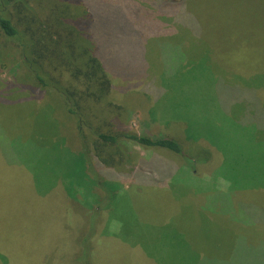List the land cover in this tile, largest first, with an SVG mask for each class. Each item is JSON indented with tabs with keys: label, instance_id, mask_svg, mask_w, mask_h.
<instances>
[{
	"label": "rangeland",
	"instance_id": "obj_1",
	"mask_svg": "<svg viewBox=\"0 0 264 264\" xmlns=\"http://www.w3.org/2000/svg\"><path fill=\"white\" fill-rule=\"evenodd\" d=\"M11 1L14 3L8 11L13 17L14 25L24 32L26 38H35V50L33 49L35 58L39 60L45 73L59 81L63 87L70 89L69 92L74 93L81 117L94 129L111 133L126 129L136 134L149 130L151 133L175 135L176 133L170 130L173 128L172 124L182 130L183 123L174 120L171 115L186 116L185 108L189 109L188 114L195 119L194 123L199 125L196 127L198 131L203 132L207 127V120H202L201 115L210 112L209 90L214 89L215 81L207 74V69L202 71V76L193 78L190 71L191 64H185L186 58L179 53L177 45L168 47L169 44H166L167 51L171 53V63L186 65L185 68L175 71L184 74L183 77L179 75L171 78L170 81L161 79L163 67H159L158 64L161 63L156 61L159 58L155 57L154 51L161 49L162 41L153 40L146 46L149 50L146 54V62L156 68L149 72L147 70V77L143 75L141 80L149 78L155 80L154 87L156 84L158 87H163L162 84L166 85L165 89L173 92L174 100L179 102L171 103L168 100L169 94L159 96L154 93L155 104L151 103L150 109H141L138 99L142 94L130 90L124 92V89L129 88L131 84L127 83L122 75L112 71H107L105 78H102L110 82V86L107 88V85H100L104 91L108 90V94L102 102L97 101L93 96V92L97 89L93 85V80L86 75L75 73L79 68H83L85 59L91 56L89 42L74 29L72 31L70 27L60 25V14L52 8L50 2L26 0L29 8L23 9L20 3ZM229 1L234 5L232 11L227 2L222 0H201L200 9L197 10L200 15L204 11V14L209 16L210 26L206 24L207 33L219 43H224L233 33L229 29L249 16V13L246 14L238 9L237 4L241 1ZM92 5L96 6L93 2ZM105 5L106 7L99 8L101 12L107 10L108 5L106 3ZM84 7L86 8V3L80 5L79 2L68 6L67 16L74 21L81 20L84 16ZM187 15L189 18L192 16L189 13ZM173 18L176 17H170L169 22L176 23ZM177 18L180 20L179 16ZM96 22L100 29L105 28L103 21L99 19ZM177 22L180 25L179 21ZM240 26V30H247L251 25L245 21ZM183 33L180 32V36ZM200 48L201 50L194 48V59L204 57L205 48L201 46ZM183 52L186 55V52ZM231 56L233 57L230 58L229 63L234 73L241 72L252 77L256 72L264 70V47L262 51L255 47L237 49ZM21 60L19 47L0 32V126L5 130V134L0 135V264H5V261L6 264H80L77 262L82 247L80 240L86 234H90L93 228L94 233L87 243L90 245V264H161L150 261L148 254L154 255L155 252L160 258H164L165 264H195L190 259L194 253L196 256H202V250L206 249L207 254L217 257L226 254L228 247L232 245L229 243L231 230H225L226 226L218 222L216 217L212 218L205 213V220L204 217L192 220L196 215H191V212L196 208V212L200 208L206 209L209 205L218 209L233 205L235 211L233 217L242 222L236 221V226L223 222L227 225V229H233L236 233L233 243L243 236L247 238L249 245L257 247L258 243L264 240L262 234L264 225L258 223L259 221H251L261 219V215H264L262 212L264 188H259L263 191L253 189L245 193L231 192L228 186L221 188L222 184H226L216 178L215 173L209 174L202 169L192 172L183 161H178L180 164L177 169H170L167 172L171 177L169 184L177 190V196L183 201L180 202L181 211L168 225H158L154 222L169 219L171 216L167 217V215H172L173 211L167 201H158V196H154L148 186L147 177L152 176L156 167L152 166L151 170L146 167L145 169L150 171L148 175L143 169V173H139L142 178L134 174L137 167L141 168L144 159L145 162L150 161L149 151L138 145H131L127 149L128 158L124 164H118L117 159H114L113 166H104L107 179L111 181L116 179L119 189L114 199V207L110 210H100L98 218L92 225L89 215L93 211L89 208V201L96 192L86 191L76 185L72 192L76 194L77 200L69 198L61 173L57 171L60 162L49 153L53 151L52 147L63 153L70 150L80 151L82 141L77 121L70 115L68 119L64 118L66 111L62 103L58 108L60 110H55V115L58 113L61 122L63 123V119L65 121V126L62 127V131L60 130V135L66 138L65 143H62V140L55 143V137H39L37 131L26 125L27 116H23L22 113L30 103L40 105L43 101L47 100V103L50 100V106L56 108L57 103L58 106L60 104V99L39 90ZM223 71L225 72L224 69ZM136 89H140L138 92H143V86ZM51 107L47 111H50ZM164 107L169 108L171 112L166 109L167 112L164 114ZM82 132L87 136L91 135L90 130L85 127ZM226 138L228 142L232 141L231 135ZM5 139L7 142L12 140L18 145L22 143L17 148L18 156L11 155L10 145L4 143ZM31 141L41 150L38 148L32 151ZM109 148L111 154L116 152L114 146ZM5 150L9 152L11 159H8ZM30 151L32 155H40L41 152L42 154L28 161L26 156H30ZM45 154L47 158L44 157ZM100 156H103V152ZM162 174L164 177L165 173ZM47 177L50 181L46 185L44 179ZM67 178L75 179V183L78 180L77 175L75 178L72 176ZM143 190L145 193H142ZM190 192L194 193L192 198H189ZM228 195L239 197L233 196L230 202ZM202 202H207L208 206H203ZM192 204L197 205L193 206V210L190 209ZM227 219L232 220L228 217ZM184 221H187V226L191 225L182 230L187 239L180 235L182 232L178 231V228L176 231L171 228L173 225L181 227V224L185 227ZM251 222L258 227L253 225L247 230L245 224ZM203 241L205 245L202 244ZM189 261L191 262L188 263Z\"/></svg>",
	"mask_w": 264,
	"mask_h": 264
},
{
	"label": "trees",
	"instance_id": "obj_2",
	"mask_svg": "<svg viewBox=\"0 0 264 264\" xmlns=\"http://www.w3.org/2000/svg\"><path fill=\"white\" fill-rule=\"evenodd\" d=\"M15 1V3H20L23 9L29 8L26 0ZM44 1L50 2L52 8L60 14V25L66 28L70 27L71 30L74 29L75 32L82 34L89 42L91 56L85 59L83 68H79L75 73L76 75H86L93 80L94 87H97L93 92V96L97 101L102 102L108 94V90L104 91L100 85H107V88L110 86V82L102 78H105L107 71H112L122 75L124 80L131 84L129 88H123L124 92L130 90L142 94L140 95L141 98L138 99V105L141 109H150L151 103H154V99L156 100L154 93L159 96L165 93L169 94L168 100L171 103L179 102L174 100L175 95L173 92L165 89L166 85L162 84L163 87H158L156 84L154 87L155 80L150 78L144 81L141 80L143 75L147 74V70L149 72L151 69L155 70L156 68L146 62V54L149 52L146 46L148 42L152 43L153 40L162 41L160 50L153 48L155 57L159 58L156 61L161 63H156V65L163 67L161 79L170 81L171 78L181 75L175 72L176 69L180 70L186 67V65L182 66L180 63H171V53L169 50L167 51L166 46V44H169L168 47L177 45L179 53L186 58L185 64H191L190 68L192 70L190 71L193 78L197 79V77L202 76V71L207 69V74L215 81L214 89L209 90V93H211L210 112L201 115L203 116L202 120H207V127L203 132L196 129L199 125L194 123L195 119L189 116L188 108H185L186 116L182 114L180 117L171 115L174 120L183 123L182 130L175 128V124H172L173 128H170V130L174 131L175 135H164L162 132L151 133L149 130L142 134H136L126 129L112 133L94 129L81 117L74 93L69 92L70 89L63 87L59 81L45 73L38 62L39 60L35 58V38H26L24 32L14 25L13 17L8 11L14 1L0 0V32L19 47L22 57L21 63L29 72L30 78L36 87L47 95L60 99V104L58 106L57 103L56 108L50 106V100L47 103V100H42L43 102L40 105L29 100L32 103L22 113L23 116H27L26 125L37 131L39 137H55V143L60 142V140L65 143V136L60 135V130L62 131V127L65 126V121L63 119L64 124L61 122L58 113L55 115V110H60L58 108L62 103L66 111L64 118L68 119L70 115L77 121V128L81 137L79 138L82 141L80 151L73 152L70 150L63 153L52 147L53 151L49 153L57 159V162H60L57 171L61 173L69 198L77 200L76 194L74 195V192H72L76 185L86 191L96 192L89 201V208L93 211L89 215L92 225L98 218L100 210H110L114 207V199L119 189L116 179L112 181L107 179V171L104 166H113L114 159H117L118 164L127 162L128 156L126 153L131 145H138L149 151L150 154H148L150 161L145 162L144 159L141 168L137 167L134 174L138 176L143 173L142 170L144 169L148 175L152 166L156 167V170L153 169L152 176L147 177L148 186H150L152 194L158 196V201H167L173 211L172 215H167V217L171 216L169 219L154 221L158 225L172 223L174 216L181 211L180 202L183 201L177 196V190L169 184L171 177L167 173L170 169H177L180 161H183L192 172L202 169L208 171L209 174L215 173V177L226 184H222L221 188L228 186L231 192L244 191L245 193V191L264 188V70L256 72L250 77L241 74V72L234 73L229 63L230 58L233 57L231 54L237 49L255 47L262 51L264 47V0H239L241 2L237 4L238 9L246 14L249 13V16L240 24L229 29L233 33L228 36L224 43H219L207 33V28L210 26L209 16L204 14V11L201 15L197 12L200 9L199 3L201 0H89V4H86V8L84 7V16L81 20L75 21L67 16V7L76 5L78 2L82 5L83 0H72L73 2L71 0ZM222 1H226L230 10H233L234 5H231L229 0ZM92 2L96 6L91 5ZM105 3L108 7L106 11H102V14L99 8L106 7ZM59 6L62 8H58ZM188 13L192 15L190 18L187 15ZM100 14L102 15L99 16ZM172 16L176 18L179 16V19L184 22H181L178 18L172 19L176 23L169 22L168 19ZM99 19L104 22V29H100L99 24H97L96 21ZM245 21L249 22L250 28L240 30V25ZM180 32H184L183 35L180 36ZM200 46L205 48V55L194 59V48L201 50ZM183 51L186 52V55ZM157 52L159 55L156 56ZM181 76L183 77L184 74ZM140 86H143L145 94L138 92L140 89H136ZM80 98L82 97L80 96ZM49 107H51V110L47 111ZM166 109L170 111L169 108L164 107V114L167 112ZM84 127L90 130V136L82 132ZM4 134L5 130L0 126V135L3 136ZM228 135L232 136V141H227L228 138L226 137ZM6 140H4V143L10 145L11 155L18 156L17 148L22 143L20 142L18 145L14 144L12 140L9 142ZM35 144L34 142L30 143L32 151L40 149ZM112 146L115 147L116 152L111 154L109 147ZM5 147L6 145H4ZM32 151H30V156H26L28 161H30V158L34 159L42 154L41 152L40 155H32ZM5 152L8 159H11L9 152L7 150ZM101 152H103V156H100ZM44 157L47 158V154ZM146 167L149 170L145 169ZM161 172L165 173L164 177ZM75 175L78 176L76 183L75 179L67 178L71 176L75 178ZM139 178H142L141 175ZM44 180L46 185L50 181L48 177ZM69 183L72 184L69 185ZM259 190L263 191V189ZM142 193H145V190ZM188 194L189 198L194 195L193 192ZM233 196L234 198L239 197L238 195H228L230 202ZM202 203H204L203 206H208L207 202ZM193 206L196 207L197 205L192 204L191 210L194 209ZM209 206L206 209L200 208L197 210L198 212H196L197 208L193 212L190 211L191 215H196L192 220H196L197 217H204L205 213L212 218L216 217L218 222L226 226L225 230H231L229 233L231 241L229 243L232 245L228 247L226 254L218 255L220 257L207 254L206 249L202 250L205 253L204 258L210 257L213 259L205 258L201 263L264 264V240L257 247L248 245L247 238L243 236L233 243L236 233L233 229H227V225L223 223L226 222L228 225L235 223L231 225L236 226V221L242 222L233 217V214H235L233 205H227V207H221L220 209ZM227 217L232 220H228ZM261 217V219L251 221H259L258 223L264 225V215H261ZM186 222L184 221L185 227L183 224H181V227H174V225L171 227L175 231L178 228L177 230L182 232L180 235H183L185 239H187V236L183 234L182 230L191 226H187ZM245 225L248 227L247 230H250V226L253 225L258 227L254 222ZM93 233L94 228L90 234H86L80 240L82 247L80 256L78 255L77 258V262L80 264H90V245L87 243ZM204 242H202L203 245H205ZM232 252L234 254L229 260L215 259L230 255ZM185 257L187 258V256ZM195 257L196 253L190 256L191 261H194Z\"/></svg>",
	"mask_w": 264,
	"mask_h": 264
},
{
	"label": "crops",
	"instance_id": "obj_3",
	"mask_svg": "<svg viewBox=\"0 0 264 264\" xmlns=\"http://www.w3.org/2000/svg\"><path fill=\"white\" fill-rule=\"evenodd\" d=\"M84 1V3H86V4H89V0H83ZM91 5H92V3H91ZM231 224H235V223H231ZM260 243V242H259ZM259 243H258V245H259ZM249 245V244H248ZM204 255L205 253H201V255ZM149 256H150V258H151V260L150 261H154V262H158V263H161V264H165L166 263V261L164 260V258L162 257V258H160L159 256H157V254H156V252H155V254L154 255H150V254H148ZM200 256V255H197L196 257H195V259H194V263L195 264H201V262L205 259V258H210V257H205L204 258V256ZM231 256H232V253L230 254V255H227V256H225V257H223V256H221V258H215V259H220V260H229L230 258H231ZM217 257H220V256H217ZM185 259V258H184ZM210 259H213V258H210ZM141 260V259H140ZM159 260H161L160 262H159ZM186 260V259H185ZM191 262V261H190ZM190 262H188V263H190Z\"/></svg>",
	"mask_w": 264,
	"mask_h": 264
}]
</instances>
